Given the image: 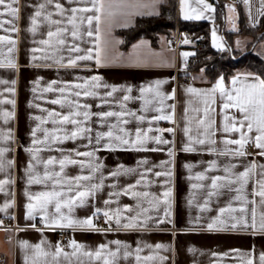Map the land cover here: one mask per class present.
<instances>
[{"label": "crops", "instance_id": "crops-1", "mask_svg": "<svg viewBox=\"0 0 264 264\" xmlns=\"http://www.w3.org/2000/svg\"><path fill=\"white\" fill-rule=\"evenodd\" d=\"M222 5L218 2L209 1L215 11L209 15L210 18L199 20H185L183 18L185 11H190L198 7L196 0H184L182 5L181 0H177V20L180 22H207L211 26V45L215 50L223 51L227 49L228 44L225 40V34L228 33L231 37V46L235 51L247 52L249 45L252 43V38L239 33V19L240 11L246 17L247 23L251 27H257L264 21V15L260 14L261 0H249L246 5L244 0L239 3H234L231 0H222ZM43 0H19L17 5L20 8L19 18L12 21V23H5L3 28H0V36L7 37L9 40L15 41L14 50L9 53L8 49L13 47L5 40L0 43V60L6 61L11 59L14 61L16 67H0V148H5L7 151L0 157V163L3 164V169L0 170V180L10 181L3 185V190L0 191V207L6 202H10L12 206L8 208L7 212H0V222L2 226L11 223L5 222V218L14 221L18 226V230L12 240H6L5 237L12 232L0 229V256L5 257L4 264H25V256L33 257L32 250H24L20 247V241H28L29 244H39L41 241H46L42 247L45 251L54 253L55 246L57 245V230L62 228L45 227L41 221V217L37 215L35 219H26V204L29 202L26 192L35 194L40 191L49 190L43 185L27 183L26 168L31 159L30 153L25 151L26 148L33 147L31 135L32 129L36 127L38 121L33 119L35 116H44L46 113L41 112V108L49 110L55 109L57 111H67L60 109L58 105H52L48 101L57 97V93H43L42 89L45 88L50 82L57 81L59 85L64 82H81L77 78H89L94 75L102 77V80L110 85H130L134 88L133 96L138 95V89L142 85H148L155 80H168L169 82L163 85V91L171 93L175 89V99L166 101L168 105H175V122L159 121L151 125L153 128L168 129L173 128L174 134L164 132L163 137L166 140L174 141L169 145H154L149 144V147H158L159 151H132V150H117L108 151L100 150L96 153L100 162L104 165L102 173L105 177V187L94 198L89 200L86 207L77 208L74 215L79 218L91 216L95 207L103 209L105 207L104 201L108 200L109 193L114 190H121L128 184H134L139 178L135 174L121 175L118 178L110 177L109 173L114 170L118 165H124L126 168H137L138 171H143L144 168H152L153 172H164L169 169L172 171L171 178L166 176L155 177L149 173V179L152 184L148 188H140L138 190H146L155 194L163 199L162 193L168 188L172 190L171 197V215L165 218L166 222L159 224H150L146 231H110V232H89L71 230V240L85 246V250L95 251L101 244H109L111 241L119 240L122 243L128 244L134 250L137 246L142 248L140 252V264H247L249 259L253 260V264H261L259 257L264 254V233L253 232L248 230H235V231H208L206 228L207 223L212 218L218 215V209L226 207L235 193L225 192L219 197H213L209 205L210 211L200 212L197 208V203H202L205 197V190L192 189L193 183H198L194 177L197 173L206 172V175H223L222 168L225 164L232 163L236 165L235 171L241 172L251 162H256L259 165H264V157L259 156L258 149L254 144L247 145V155L244 157H224L219 156L216 152L209 151L210 147H215L217 150L224 149L225 145L222 141L225 138L238 139V134H225L222 131H217L214 139L216 144L197 145V151L184 152L182 147L186 142L183 129L187 124L185 118V109L188 108V118L191 119L197 116V113L192 111L193 108L199 107L202 109L203 104L201 98L189 94L185 91L186 88L192 87L198 90H207L215 86V82L209 81L203 74L188 73L189 60L196 54L192 48H185L178 53H175L168 45V38L165 35L159 37L158 43L154 46L148 39H139L127 48H124V39L119 34L121 30L133 27L136 21L142 17H156L161 14L162 8L167 4L168 0H127L128 3L139 5V7L131 8L130 15L119 16L101 25V47L104 49V54L107 59L105 66L98 67L94 61L81 62L78 68L59 67L57 65L47 66L48 63L41 60L32 61L33 55L41 56V52H32L34 48L43 47L38 43L40 39H46V32L48 30L46 25H41L38 32L33 35L28 31L30 27V17L36 10V5L42 3ZM65 7H76V4H69L68 0H59ZM230 7L234 11L230 10ZM49 10L54 11V6H49ZM219 10L222 11V19H219ZM155 12L152 15L149 13ZM143 13V14H137ZM0 19L11 20L9 16L0 17ZM176 20V21H177ZM126 25V26H125ZM15 27L16 31H11ZM213 31L219 38L218 42L222 43L224 48L221 50L213 46ZM86 40L94 41L93 38H85ZM142 41H146V46L139 49L134 48ZM239 42V43H238ZM264 43V41L257 43L256 48ZM81 47L89 48L94 47L92 42L82 43ZM255 52V51H253ZM183 53H194L185 58ZM66 56L67 53H64ZM139 57L142 61L140 66H134L133 61ZM263 58V57H262ZM264 59V58H263ZM34 64L39 65L33 66ZM244 74H238L230 79H224L225 87L230 89L232 87L231 81L234 77L240 76L243 78ZM39 80V86L35 82ZM15 82V83H13ZM14 89L9 92L8 89ZM33 88L37 90L33 92ZM104 89H100L103 93ZM120 94L118 93L117 96ZM14 101V103H8ZM82 102H87L92 105L93 112L118 110L114 105H105L104 107H97L100 104L98 99L87 98ZM32 105V106H30ZM39 105V107H36ZM128 107L133 111H138L141 107L140 101L130 102ZM216 107V127L220 128L222 125V117L220 115L219 100ZM234 111V110H230ZM5 113L12 115L6 116ZM155 113L149 112L147 115L150 118ZM114 122V118L110 120ZM51 127V125H46ZM138 125L133 122L127 125L131 131H135ZM141 128H147L149 125L143 123L139 125ZM91 127L95 131H106V127H101L93 118ZM191 127L193 128V135H195L196 124L193 121ZM156 133H152L155 135ZM41 134L37 133L39 137ZM253 136L255 133L252 134ZM18 142V144H17ZM88 143L87 140L66 141L62 144L52 146V150L42 151L41 157L47 159L50 156L60 158L62 153L57 149H63L65 153L69 150L90 151L92 146L83 147ZM236 147V146H230ZM173 148L175 152L174 158L168 156V149ZM147 160V165H140L139 162ZM171 160L170 164L162 165V162ZM216 160L218 169L213 171H206L208 163ZM11 162V163H9ZM192 164L194 167L189 171L185 165ZM42 166L37 167V171L42 172ZM69 176L78 174L87 175L88 171L81 170L77 166H69L66 169ZM257 175L252 177V180L247 186V193L249 200H255V204L247 205L249 215L254 208L256 212L257 222H259L260 215L264 213V205L259 203V197L251 195L256 186V180L259 178V169L256 170ZM99 175V174H98ZM208 184L210 181H204ZM117 185L116 189L110 187ZM114 201L115 197L112 198ZM192 199V205L189 200ZM136 200L131 196L121 195L118 202L109 205L110 208L116 207L123 208L124 206H136ZM147 206V205H145ZM234 207H239V202L233 201ZM165 205L160 204L159 211H152V215L163 217ZM100 217H103L102 215ZM197 217L199 222L197 223ZM170 220L171 223H168ZM96 223L101 228H107L103 222ZM35 225V227H32ZM1 227V226H0ZM156 244L166 245V249L155 250ZM145 245H152L153 248L145 247ZM112 249H115L114 244H110ZM64 251L71 253L70 247ZM152 255L155 259L151 261H144L143 257ZM164 259L161 260L160 258ZM82 261L83 264H100L94 259H89L80 255L77 257H70L65 259L63 256L53 259L52 255L47 257H39L36 264H78ZM31 264V259L29 260ZM118 264H137L135 255L130 256L127 260L120 259Z\"/></svg>", "mask_w": 264, "mask_h": 264}, {"label": "snow or ice", "instance_id": "snow-or-ice-1", "mask_svg": "<svg viewBox=\"0 0 264 264\" xmlns=\"http://www.w3.org/2000/svg\"><path fill=\"white\" fill-rule=\"evenodd\" d=\"M198 7L190 11H185L183 18L185 20H199L210 18L209 15L215 11L212 4L207 0H196ZM69 4H76V7L65 8L59 0H43L42 3L36 5V10L30 17V27L28 31L35 35L41 25H46V39H40L38 43L43 47L34 48L32 52H41L43 55L31 57L32 61L41 60L48 63L47 66L57 65L59 67L78 68L81 62L94 61L98 67L105 66L106 55L101 47V25L103 23L115 20L119 16L130 15V9L139 7L128 3L127 0H68ZM183 5L184 0H181ZM246 5L249 0H244ZM19 0H0V17L9 16L11 20L0 19V28L4 27L5 23L19 18L20 8L17 6ZM49 6H54V11L49 10ZM230 10L234 11L230 7ZM143 14V13H137ZM155 15L157 13H149ZM260 14L264 15V0H261ZM126 26V25H125ZM11 31L17 29L13 27ZM213 46L223 50L224 46L219 43V38L216 32L213 31ZM93 38L94 41L86 40L85 38ZM7 40L13 47L8 51L11 53L14 50L15 41L9 40L7 37L0 36V43ZM92 42L94 47L83 48L82 43ZM183 43H190L187 39ZM239 43V42H238ZM147 42L142 41L141 44L135 45L134 48L139 49L146 46ZM64 53H67L66 56ZM194 53H183L185 61L187 57ZM142 61L136 57L133 61L134 66H140ZM12 67L16 65L13 60L8 59L6 63L0 60V67ZM33 66H39L34 64ZM81 82H64L59 85L57 81L50 82L42 89L43 93H57V97L49 100L52 105H58L60 109L67 111H57L41 108V112L46 113L44 116H35L33 119L38 121L35 128L32 129V145L33 147L26 148L25 151L30 153L31 159L26 168L27 183L29 185H43L49 189L33 194L25 193L28 198L26 204V219H35L37 215L41 217L45 227L52 228H71L73 230L89 231V232H110V231H146L150 224H163L165 218L171 215V197L172 190L168 188L162 193L163 199L150 193L146 190H138L140 188H148L152 184L149 173L155 177L166 176L171 178V169L164 172H153L152 168H144L143 171H138L137 168H126L124 165H118L112 170L109 175L113 178H118L121 175L135 174L139 178L134 184H128L121 190H114L109 193V199L104 201L103 209L95 207L91 216L79 218L74 215L77 208L86 207L91 198H94L105 187V177L102 173L104 165L100 162L96 153L100 150L117 151V150H132V151H159L158 147H149V144L154 145H169L174 141L164 139L163 133H173V128L162 129L153 128L151 125L159 121L175 122V105H168L166 101L175 99V89L171 93L164 92L163 85L167 84L168 80H155L148 85L139 87L138 95L133 96L134 88L130 85H110L102 80L98 75L89 78H77ZM3 83V81H0ZM15 83V82H13ZM40 81L35 84L39 86ZM230 89L225 87L224 79L221 77L214 87L207 90H198L188 87L185 91L196 97L201 98L203 104L202 115L201 108H193L192 111L197 113V116L189 119L188 111L185 109V118L187 124L183 129L186 137V142L182 147L184 152L197 151V145L214 146L217 131H222L225 134H238V139L225 138L222 143L224 149L217 150L215 147H210L209 151L216 152L219 156L224 157H244L247 153V145L254 144L257 148L258 155L264 157V79L253 74H246L241 78L234 77L231 81ZM100 89H104L103 93ZM37 89L33 88V92ZM9 92L14 89H8ZM120 94L117 96V94ZM82 98L98 99L100 104L97 107L105 105L115 106L118 110L93 112L92 105L87 102H82ZM219 100L220 115L222 117V125L216 127V105ZM140 101L141 107L138 111H133L128 107L130 102ZM14 103V101H8ZM32 106V105H30ZM39 107V105H36ZM234 110V111H230ZM155 113L150 118L148 113ZM6 116L12 115L5 113ZM100 124L101 127H106V131H95L91 127L93 118ZM114 118V122H110ZM195 121L196 129L193 135L191 127ZM135 122L138 126L135 131L127 128V125ZM147 123L149 127L141 128L139 125ZM51 125L47 127L46 125ZM37 133L41 135L38 137ZM152 133H156L152 135ZM255 133L253 136L252 134ZM87 140L88 143L83 147L92 146L90 151H79L76 149L69 150L67 153L63 149H57L62 153L60 158L50 156L47 159L41 157L42 151L52 150V146L62 144L66 141ZM236 147H230V146ZM7 151L5 148H0V157ZM168 156L174 158L175 152L173 148L168 149ZM172 161L162 162L170 164ZM11 163V162H9ZM140 165H147V160L139 162ZM42 166V172L37 171V167ZM69 166H77L81 170L88 171L87 175L78 174L69 176L66 169ZM185 167L191 171L194 167L192 164H186ZM216 160L208 163L206 171L218 169ZM236 165L232 163L225 164L222 168L223 175L208 176L206 172L197 173L190 179H195L198 183L191 185L192 189L205 190V197L202 203H197V208L200 212L210 211V203L213 197H219L225 192L235 193L232 200L226 207L218 209V215L207 223L208 231H235L251 229L254 233H264V213L260 215L257 222L256 212L253 208L249 215L247 205L255 204V200L248 199L247 186L254 175H257L256 186L251 195L259 197V203L264 205V165H259L256 162H251L241 172L235 171ZM3 169V164L0 163V170ZM99 174V175H98ZM204 181H210L205 184ZM7 180H0V191L3 190V185L9 183ZM110 187L117 188L113 184ZM131 196L136 200V206L110 208L114 202H118L121 196ZM115 197L114 201L112 198ZM233 201L239 202V207L233 206ZM163 203V217L153 216L152 211H159L160 204ZM193 200H189L192 205ZM147 205V206H145ZM12 204L6 202L0 207V212H7ZM103 216L104 223L107 228H101L97 225L96 220ZM197 217V223L199 222ZM171 223L170 220H167ZM2 226V222H0ZM35 227V225H32ZM46 241H41L39 244L31 245L28 241H20V247L24 250H32L33 257L25 256V264H36L39 257L53 256L57 260L60 256L65 259L70 257L79 258L80 255L88 257L90 260L100 262V264H118L119 260H127L130 256L135 255L137 264H140V252L142 248L137 246L134 250L130 245L122 243L119 240L111 241L109 244H101L95 251L85 250V246L77 243L75 240L70 241L69 247L72 252H66L59 244L55 246L54 253L45 251L42 247ZM110 244L116 247L112 249ZM145 247L153 248L152 245ZM163 244H156L155 250L166 249ZM154 256L149 255L143 257L144 261H151ZM161 260L164 258L161 257ZM261 264H264V254L259 257ZM69 264L71 261L69 260ZM78 264H83L79 261ZM247 264H253V260L249 259Z\"/></svg>", "mask_w": 264, "mask_h": 264}, {"label": "trees", "instance_id": "trees-1", "mask_svg": "<svg viewBox=\"0 0 264 264\" xmlns=\"http://www.w3.org/2000/svg\"><path fill=\"white\" fill-rule=\"evenodd\" d=\"M222 5V0H213ZM222 11L219 10V19H222ZM177 20V0H168L162 8L161 14L156 17L139 18L135 25L129 29L121 30L119 34L124 39V48L129 47L139 39L146 38L155 46L159 37L165 35L169 38L176 26ZM182 30L190 31L195 38L204 36L203 47L195 50L197 44L194 43L190 48L196 54L189 60L187 77L193 74H203L209 81L215 82L223 77L226 80L238 74H253L264 79V59L255 54L235 51L231 46V36L225 34L228 47L223 51L215 50L211 45V26L207 22H181ZM239 33L252 38L249 51L255 42L264 41V21L257 27L248 25L245 15L240 11ZM5 263V257L0 256V264Z\"/></svg>", "mask_w": 264, "mask_h": 264}, {"label": "built area", "instance_id": "built-area-1", "mask_svg": "<svg viewBox=\"0 0 264 264\" xmlns=\"http://www.w3.org/2000/svg\"><path fill=\"white\" fill-rule=\"evenodd\" d=\"M213 1V0H209ZM234 3H239L240 0H231ZM187 39L190 41V43H183V41ZM203 41L204 36H198L195 38V36L188 30H182L180 26V22L176 21V26L173 34L168 38V45L175 53L180 52L181 50L185 48H190V46L194 43L197 44V47L195 50H201L203 47ZM18 144V142H17ZM98 221L100 223L104 222L103 217H99ZM5 222L11 223L9 225L1 226L0 229L7 230L12 232V234H9L5 237L6 240H12L15 236L16 231L18 230V226L14 221H11L9 218H5ZM71 240V230L62 228L57 230V244L60 245L61 248L66 249L69 247V243Z\"/></svg>", "mask_w": 264, "mask_h": 264}, {"label": "rangeland", "instance_id": "rangeland-1", "mask_svg": "<svg viewBox=\"0 0 264 264\" xmlns=\"http://www.w3.org/2000/svg\"><path fill=\"white\" fill-rule=\"evenodd\" d=\"M145 39V38H144ZM141 44V43H140ZM254 53L264 58V43L260 44L256 50L254 49Z\"/></svg>", "mask_w": 264, "mask_h": 264}, {"label": "water", "instance_id": "water-1", "mask_svg": "<svg viewBox=\"0 0 264 264\" xmlns=\"http://www.w3.org/2000/svg\"><path fill=\"white\" fill-rule=\"evenodd\" d=\"M256 45H257V42H255L254 45L252 46V48L249 51L245 52V54L253 52L255 47H256Z\"/></svg>", "mask_w": 264, "mask_h": 264}]
</instances>
